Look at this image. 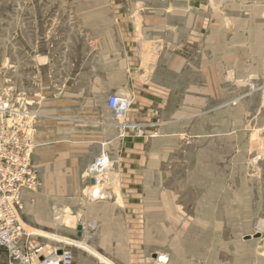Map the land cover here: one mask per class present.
Listing matches in <instances>:
<instances>
[{"label": "rangeland", "instance_id": "1", "mask_svg": "<svg viewBox=\"0 0 264 264\" xmlns=\"http://www.w3.org/2000/svg\"><path fill=\"white\" fill-rule=\"evenodd\" d=\"M252 4L247 3L248 17L255 13ZM208 10L222 29L221 0H211L209 8L207 0H0V97L21 99L35 120L41 102L31 98L34 94L46 87L77 91L79 72L92 86L105 63L128 64L132 77L119 94L132 104L119 118V124L128 125H119V135L130 142L151 141L143 163L150 179L134 182L142 196L133 199L131 214L138 223L128 248L132 256L145 254L150 264H170L176 257L178 264H260L264 258L245 259L241 251L248 246L247 235L261 232L264 239V68L223 69L213 54L215 66L206 67ZM178 14L193 16V29ZM234 25L227 22V29L233 31ZM117 44L125 52H111ZM164 50L172 59L177 51L178 79L170 72V60L164 64ZM131 113L139 117L132 119ZM176 114L178 132H165L175 127L169 124ZM92 186L94 198L100 187ZM42 187L23 197L26 193L29 201ZM51 208L42 215L24 202L21 222L33 242L69 249L71 264H90L94 259L88 252L113 264L81 238L84 228L78 230L76 218ZM145 213L148 247L142 243L148 235ZM52 223L74 226V232ZM0 264H13L2 249Z\"/></svg>", "mask_w": 264, "mask_h": 264}, {"label": "crops", "instance_id": "2", "mask_svg": "<svg viewBox=\"0 0 264 264\" xmlns=\"http://www.w3.org/2000/svg\"><path fill=\"white\" fill-rule=\"evenodd\" d=\"M221 2L223 4L222 29L218 23L214 24L215 15H209L208 10L206 67L209 69L215 66V58L218 62L222 61L223 69H233L237 72L263 69L264 9L262 0H252L253 6L249 8L255 13L252 11L249 17L246 10L250 0H221ZM210 3L211 0H207L208 8ZM256 10L259 14H256ZM182 14H178V20L181 19L182 23L191 25L193 29L195 21L193 16L188 18L183 17ZM211 16L213 19L210 20ZM230 21L235 23L233 31L230 30L231 28L227 29V22ZM256 21L258 22L255 23ZM187 27H180L178 31L186 30ZM122 48L117 44L111 46L110 50L125 52ZM164 51V64L170 60V72L176 74L178 79V69L175 68L178 65L177 51L174 59L170 58L169 53L167 54L168 50ZM211 54L214 57H212V66ZM104 65L101 75L95 76L92 86L91 84L88 86L81 80V72H79L77 91L57 92L54 88L46 87L47 91L31 97L41 102L35 106L40 107L35 110L40 116L35 121L33 130L32 161L39 169L43 187L40 191L32 193L29 201L25 200V193L24 202L30 210L34 208V213L49 214L53 212L51 206H55L60 213L76 218V225L84 228L81 238L113 264H150L149 258L143 253L132 256L128 246L134 244L130 232L132 228L135 229V222L138 223L131 214L135 208L133 199L142 196V191L135 188L134 182L150 179L149 173H145L149 171L143 163L145 157L146 159L150 157L151 141L139 139L136 142H130L119 135V125L107 106V98L113 93H121L130 83L132 74L128 64L119 60L112 59ZM35 73L32 72V77ZM47 76L49 77V74ZM18 77L15 76L16 82ZM23 78L22 75L20 78L22 82ZM23 88L20 87L18 90L23 92ZM175 93L178 94V84H175ZM96 101L100 103L97 104ZM130 117L134 119L139 116L131 113ZM169 125L175 127L166 128L165 132L169 130L178 132L177 114L176 120ZM157 144L160 145L159 142ZM104 152L113 162V167L108 169L110 172L107 176L110 177L108 183L114 196L112 200L91 198L90 194L93 182L88 178L87 173L95 159ZM117 183L119 189L115 191ZM120 196L122 200L118 199ZM144 215V222L148 221V226L145 224L144 227L148 235L143 238L142 243L148 247L151 245L150 217H147L146 213ZM93 223L95 226L92 227ZM52 225L55 229L57 226L64 227L63 224L52 223ZM159 227L161 228V225ZM64 228L74 232V226L65 225ZM78 235L80 236L81 233ZM244 239L248 245L241 249L245 259L251 260L252 256L257 259L256 257L264 255V250L261 251L259 246L263 238ZM46 246L50 249L61 248ZM86 256L93 257L94 261H90V264L105 263L90 252ZM154 256L156 257V254ZM170 264H178V258L176 257ZM260 264H264V258L260 260Z\"/></svg>", "mask_w": 264, "mask_h": 264}, {"label": "built area", "instance_id": "3", "mask_svg": "<svg viewBox=\"0 0 264 264\" xmlns=\"http://www.w3.org/2000/svg\"><path fill=\"white\" fill-rule=\"evenodd\" d=\"M131 104V98L124 94L113 93L107 98L113 119L123 128L128 127L127 122L119 124V118L127 116ZM35 119L36 114L21 99L13 102L0 97V249L13 264H71L69 249H50L33 242L32 234L21 222L24 192L38 190L43 184L39 169L32 162ZM112 164L104 152L90 167L92 187H100L92 192L96 199H112L109 186H105L108 179L104 178Z\"/></svg>", "mask_w": 264, "mask_h": 264}, {"label": "water", "instance_id": "4", "mask_svg": "<svg viewBox=\"0 0 264 264\" xmlns=\"http://www.w3.org/2000/svg\"><path fill=\"white\" fill-rule=\"evenodd\" d=\"M92 182H94V181L92 180ZM78 230L81 231L82 230V227L81 226H78ZM261 237H262V233L261 232H257L254 235H247L246 236V239H251V238L260 239ZM59 253L61 254L62 253V250H60Z\"/></svg>", "mask_w": 264, "mask_h": 264}, {"label": "bare ground", "instance_id": "5", "mask_svg": "<svg viewBox=\"0 0 264 264\" xmlns=\"http://www.w3.org/2000/svg\"><path fill=\"white\" fill-rule=\"evenodd\" d=\"M122 117H124V116H122ZM99 187V186H98ZM262 224H264V223H262ZM262 224L260 225V229L262 230L264 227L262 226ZM30 229V228H29Z\"/></svg>", "mask_w": 264, "mask_h": 264}]
</instances>
